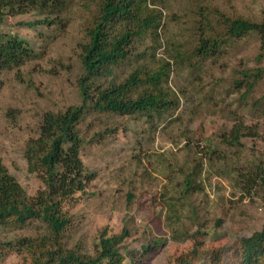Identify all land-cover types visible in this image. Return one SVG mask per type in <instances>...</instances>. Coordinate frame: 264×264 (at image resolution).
Here are the masks:
<instances>
[{"label":"rangeland","instance_id":"rangeland-1","mask_svg":"<svg viewBox=\"0 0 264 264\" xmlns=\"http://www.w3.org/2000/svg\"><path fill=\"white\" fill-rule=\"evenodd\" d=\"M146 3L160 20L148 28L147 46L138 49L143 58L121 62L103 82L123 80L142 64L156 70L168 63L166 79L142 83L137 92L155 89L174 107L149 114L86 113L78 125L80 158L94 178L67 208L74 225L65 247L93 255L101 231L125 228L129 235L120 252L134 257L125 264H240L237 239L264 224L258 178L264 171V72L249 91L251 80L241 72L264 69V55L258 34L229 37L219 13L258 21L264 0ZM98 4L70 0L60 28L29 26L39 17L33 13L0 23V34L18 36L33 52L22 66L0 71V159L28 195L43 183L29 170L26 143L38 137L45 113L82 104L81 51ZM201 38L220 39L218 52L198 56ZM236 125L254 136L229 142ZM48 234L46 224L33 221L22 229L0 228V243L15 247L21 236ZM193 235L205 252L181 262L175 253L191 251ZM0 251V264H25L17 250L0 244Z\"/></svg>","mask_w":264,"mask_h":264},{"label":"trees","instance_id":"trees-1","mask_svg":"<svg viewBox=\"0 0 264 264\" xmlns=\"http://www.w3.org/2000/svg\"><path fill=\"white\" fill-rule=\"evenodd\" d=\"M69 3L70 0H0V23L6 16L33 13L39 17L29 22V26L49 24L60 28L63 26L61 13ZM146 6V0H99L98 14L85 27L88 42L82 45L81 51L84 75L78 85L82 104L57 113H45L38 137L26 143L25 158L29 170L39 176L43 188L28 195L0 159V228L22 229L39 221L46 224L49 232L45 236H21L15 240V247L8 241L0 243L9 251L17 250L23 254L25 264H125L134 260L132 253L120 252L121 244L129 235L125 228L113 234L106 229L101 231L93 255L66 248L65 239L74 225L67 208L86 193L87 185L94 178L80 158L83 141L78 125L86 113L149 114L174 107L172 99L155 89L137 92L142 83L157 85L160 79H166L168 63L156 70H147L142 64V68L135 67L123 80L103 82V78L112 76L114 68L121 62L131 57L137 61L143 58L144 53L138 49L147 46L148 28L160 20L159 12L147 11ZM219 16L231 38L258 34L264 55V18L252 21L223 13ZM115 28L118 29L114 31ZM221 43L217 38H201L196 53L206 58L216 54ZM32 57V49L26 41L18 36L0 34V71L20 67ZM263 72V68H247L241 72L243 77L251 80L248 91ZM252 136L253 132L243 133L236 125L227 140L238 143L241 138ZM258 178L264 189V171ZM193 237L191 251L175 253L182 255H179L181 262L185 263L203 250L198 238ZM237 244L240 264H264V224L251 235L239 237ZM148 247L144 245L143 251Z\"/></svg>","mask_w":264,"mask_h":264}]
</instances>
